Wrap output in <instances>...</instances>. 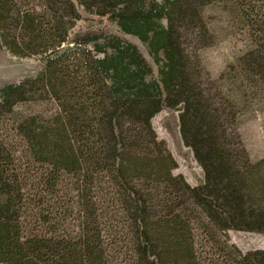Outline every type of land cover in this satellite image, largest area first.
Instances as JSON below:
<instances>
[{
  "label": "trees",
  "instance_id": "1",
  "mask_svg": "<svg viewBox=\"0 0 264 264\" xmlns=\"http://www.w3.org/2000/svg\"><path fill=\"white\" fill-rule=\"evenodd\" d=\"M214 2L247 38L218 78H202L195 50L212 42L202 13ZM102 17L145 44L156 75L118 34L70 30ZM0 48L43 62L0 85V264H111L103 233L118 222L130 264H196L199 216L264 234V156L250 159L238 131L241 107L264 97V0H0ZM34 95L51 98V115L9 119ZM162 106L177 111L196 185L171 173L156 139ZM230 247L235 264H264V248Z\"/></svg>",
  "mask_w": 264,
  "mask_h": 264
},
{
  "label": "rangeland",
  "instance_id": "2",
  "mask_svg": "<svg viewBox=\"0 0 264 264\" xmlns=\"http://www.w3.org/2000/svg\"><path fill=\"white\" fill-rule=\"evenodd\" d=\"M203 19L212 36V42L195 50L201 66L202 78H218L225 67L234 62L243 51L246 34L242 24L234 20L230 11L221 2L207 4L203 8ZM77 38L92 32H114L133 42L152 67L156 75V65L148 54L144 43L137 37L122 33L117 26L106 17L79 19L70 29ZM193 51L192 47H188ZM43 66L38 55L16 56L0 48V85L22 80L26 76L34 75ZM226 78V77H222ZM55 105L51 98L39 95L15 104L8 115L13 119L16 115L37 113L49 116ZM238 131L250 159L255 160L264 156V97L245 104L241 107ZM151 125L156 139L164 142L172 155L175 166L171 169L173 175H181L190 185H196L202 180V170L194 159L191 150L186 147L179 136L177 126V111L166 106L153 115ZM13 133L12 130H9ZM13 140H17L13 137ZM116 227L104 230L103 246L105 255L111 264H130L134 260L131 240L121 230V223ZM193 237V254L196 264H235V251L230 244L241 251L254 248H264V234L229 229L214 230L201 216L190 221Z\"/></svg>",
  "mask_w": 264,
  "mask_h": 264
}]
</instances>
